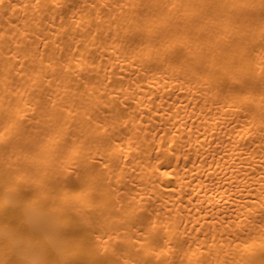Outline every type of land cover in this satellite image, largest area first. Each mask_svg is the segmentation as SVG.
<instances>
[{
	"label": "bare ground",
	"instance_id": "1",
	"mask_svg": "<svg viewBox=\"0 0 264 264\" xmlns=\"http://www.w3.org/2000/svg\"><path fill=\"white\" fill-rule=\"evenodd\" d=\"M0 264H264V0H0Z\"/></svg>",
	"mask_w": 264,
	"mask_h": 264
}]
</instances>
